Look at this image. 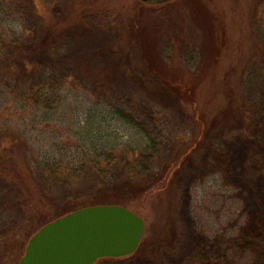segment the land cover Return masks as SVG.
Returning <instances> with one entry per match:
<instances>
[{
    "label": "rangeland",
    "instance_id": "rangeland-1",
    "mask_svg": "<svg viewBox=\"0 0 264 264\" xmlns=\"http://www.w3.org/2000/svg\"><path fill=\"white\" fill-rule=\"evenodd\" d=\"M61 1L65 11L49 0H0V139L20 140L10 164L28 191L30 229L67 208L102 202L134 211L145 228L131 257L101 264H264V145L257 144L264 116L243 125L241 112L230 114L249 66L264 63V0H97L98 11L116 17L120 55L104 80L113 91L87 68L85 77L56 79L63 69L77 73L73 57L52 68L44 51L18 47L37 6L42 19L65 27L88 3ZM152 52L161 56V69L149 64ZM23 62L36 66L33 75ZM126 88L153 110L152 119L132 105L117 110ZM154 142L163 146L152 166L169 161L171 167L151 189L118 186L58 201L68 192L89 195L91 184L73 178L129 160ZM33 174L59 183L69 177L73 184L47 193ZM15 237L6 240L0 264H17L22 256L26 236Z\"/></svg>",
    "mask_w": 264,
    "mask_h": 264
},
{
    "label": "trees",
    "instance_id": "trees-1",
    "mask_svg": "<svg viewBox=\"0 0 264 264\" xmlns=\"http://www.w3.org/2000/svg\"><path fill=\"white\" fill-rule=\"evenodd\" d=\"M75 1L81 2L82 0ZM87 1L88 3L85 4L78 13L73 14L75 15V20L65 27L56 26V20L50 23L47 20L45 21L44 18L42 19V13L37 6L36 19L31 21L28 25L26 29V38L19 43L18 47L21 49L27 48L30 51H44L52 61V68L56 67V64L61 63L63 60L73 57L75 58V62H80L77 66L75 64L74 67L77 68V73H74L75 71L73 68L63 69L59 71L56 79L66 80L70 77L77 78L78 74L81 75V73L84 74H82V77H85L86 73L81 70H86L87 68L88 72L92 70L99 71L102 75L100 76V74H98L97 78L98 81H102L100 85L104 88H110L113 91L115 89L113 84L104 80H109L107 71L118 65L117 58L120 55L118 48L119 38L115 24L116 17L109 15L105 10L98 11L93 5L97 0ZM49 3L54 4V6H61L62 1L49 0ZM70 4L73 3L71 2ZM35 6L36 4H34V7ZM61 7V9L65 11V9L68 8V4L66 3ZM53 26L56 27L53 28ZM256 27L260 29L259 24ZM148 58H151L149 64L153 65L155 69L164 67L163 64L159 65V63L161 64L163 62L161 56L157 54L154 55L152 52L151 54L149 53ZM146 61L148 60L146 59ZM23 65L26 73L33 75L36 66L25 62H23ZM158 66L160 68H158ZM249 68L250 71L247 72L242 79L239 107H237L235 112L232 111V113H230L235 115L237 112H241L244 118L241 122L243 125L245 120L249 118L264 116V63H253ZM100 77L102 80H99ZM120 84L122 83L116 81V86ZM125 85L129 86V83H125ZM129 93V90L126 88L123 94H116L120 99V104H117V110L123 113L122 108L125 107V104L132 105L131 108L135 109V107H138L141 114L149 113L150 111L149 118L152 119V109L148 110L144 108L141 102L142 100L138 104L134 94ZM131 119L133 118L131 117ZM241 124L237 125L235 129H242L240 126ZM257 140L259 142H256L257 144L264 145V133L260 134ZM20 145V140L12 135L0 139V255H4L9 251V247H7L6 243L7 239L13 236H16L15 238H20L23 233V236H26V241H28L30 236L37 231H32L30 229V223L33 217L29 209L31 202H28L26 197L28 196V191L25 188L24 182L20 180V176H17L14 167L12 169V162L10 164V152L15 149V147H20ZM153 145L155 147L149 148L147 151L135 152L129 160H116L114 163L108 161L101 167H95L84 172V174L82 173L77 177L79 178L78 180L73 178L74 181H76V185H84L86 183L85 181L91 184L87 190L89 195L82 191H79L77 194L68 192L62 194V197L58 201L87 199L88 196H91L90 193L92 190H110L118 186L123 187L127 185L129 190L135 192H145L151 189L171 167V162L169 161H163L164 163L161 162V164L158 165L160 169L152 166L151 161H153L155 153L162 148L163 144L162 142H154ZM38 175L39 174H33L34 178L31 177V179L47 193L57 192L59 188L62 189V184H73V181H71L72 178L69 177L64 178L60 181L61 183H59V180H55L56 177L52 180V176ZM98 204L103 203L96 202L93 205ZM74 208L62 210L60 213H57L56 217L63 216L76 210ZM27 225H29V227ZM26 226L28 230H26ZM131 256L132 255L121 259H126ZM112 260L118 259L104 258L99 260L96 264H101L102 261Z\"/></svg>",
    "mask_w": 264,
    "mask_h": 264
},
{
    "label": "water",
    "instance_id": "water-1",
    "mask_svg": "<svg viewBox=\"0 0 264 264\" xmlns=\"http://www.w3.org/2000/svg\"><path fill=\"white\" fill-rule=\"evenodd\" d=\"M166 3L172 0H138ZM144 220L115 204L76 209L40 227L28 239L17 264H96L136 252L144 233Z\"/></svg>",
    "mask_w": 264,
    "mask_h": 264
}]
</instances>
